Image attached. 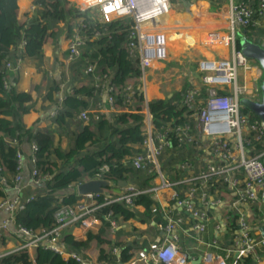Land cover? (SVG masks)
Masks as SVG:
<instances>
[{
    "label": "built area",
    "instance_id": "built-area-1",
    "mask_svg": "<svg viewBox=\"0 0 264 264\" xmlns=\"http://www.w3.org/2000/svg\"><path fill=\"white\" fill-rule=\"evenodd\" d=\"M66 1L70 7L76 8L99 24L114 20H129L131 23L128 28L127 47L129 55L139 61L138 78L141 86L136 88L128 81L122 89V95L129 106L134 104L136 90L143 95V141L138 146L135 145L136 151L126 159L135 169H148L152 177L148 187L144 189L127 182L118 191L105 189L104 194L73 193L74 202L60 204L55 212L53 227L36 232L14 224L16 211L24 208L21 198L15 196L13 199H3L0 202V211L6 216L0 219V233L7 232L16 236L21 242L18 250H37L41 247L64 260L73 259L80 264H92L83 254L75 253L65 246L62 232L78 227L86 233H96L105 222L108 224L109 237L114 239L124 221L121 217L115 218L111 210L102 217L97 211L114 203H122L132 209L135 196L148 194L156 204L151 211H160L163 216L164 222L158 223L157 227L165 236L162 240L156 239L146 248L138 249L127 263L120 261L119 247H113L115 264H194L195 259H189L187 253L182 251L178 232L182 231L203 243L201 240L212 222L213 212L221 214L219 223H215L213 229L222 234L224 231H231L230 244L223 251L220 240L214 238L207 242V246L215 252L203 254L198 264H229L228 260L231 258L233 264H243L245 257L250 258L251 264H264V232H254L248 220L252 208L264 203V150H254V144L249 138L253 136L255 140L263 143L264 123L256 117L252 118V114L245 111L239 103L241 99L260 102L261 92L260 98L256 100L258 94L252 92L247 79L251 69H257L259 73L262 70L258 63L246 59L235 47L237 35L243 31L253 42L264 43V0H210L227 4V26L225 32H209L203 44L210 49L215 46L227 48L228 57H219V48L213 50L216 57H203L196 62V69L189 73L191 87L182 93V104L186 108L183 121L178 122V118L177 122L176 119H171L161 126L156 125L149 113L144 94L151 64L165 59L166 54V37L158 36L159 33L153 30L152 25L156 23L155 19L168 13L171 0H76L77 3L71 4L72 0ZM174 1L179 3L181 0ZM36 7L31 6V11H35ZM82 19L83 17H79V23L72 30L67 42L69 62L80 57L87 39L80 32ZM250 27L257 33L248 30ZM101 34L96 32L93 37ZM19 62L20 58L15 63L6 58L5 67L9 71H15ZM96 71V66L92 64L84 71L92 76L93 84L103 90L102 102L97 105L94 119L102 116L105 103L109 110L114 109L113 93L117 91L106 76H99ZM65 88L64 95L58 99V105L51 112V117L62 111V102L71 90L70 86ZM77 119L87 123L88 111H81ZM173 141L178 148L188 147L194 154L189 159L178 162L173 171L167 173L162 169L160 156L165 150L172 149ZM10 142L17 144L16 140ZM29 146L28 161L32 166L33 189L40 183V175L36 163V145L31 143ZM23 158L22 151H19L16 155L18 172L14 176V184L19 194L25 187L21 175ZM107 169V166H102L101 172L92 179H106L104 173ZM2 170L0 165V171ZM177 170L184 171V176L175 181L170 174ZM3 181L4 179H0V183ZM214 182L225 184L228 196L220 197L217 188L215 192L209 191ZM78 185L73 184L71 189H77ZM181 185H186V188ZM162 198L173 201L172 206L167 203L159 206L157 202ZM59 202L61 203V198ZM186 225L189 234L184 232ZM217 250H222V253Z\"/></svg>",
    "mask_w": 264,
    "mask_h": 264
},
{
    "label": "trees",
    "instance_id": "trees-1",
    "mask_svg": "<svg viewBox=\"0 0 264 264\" xmlns=\"http://www.w3.org/2000/svg\"><path fill=\"white\" fill-rule=\"evenodd\" d=\"M38 8L28 22L18 20L17 0H0V188L12 182L17 174L16 155L22 151L26 143L36 145L35 155L40 175V183L28 191L23 190L20 195L24 208L18 210L14 216V224L24 227L33 232L41 229L48 230L54 225V214L60 204H72L75 200L73 193L61 195L71 190L73 184H80L100 173L102 166L108 169L104 173L107 180L113 182L107 191H118L117 183L126 181L140 188L148 187L152 175L148 169H135L126 159L132 155L143 141L141 126L143 120L142 105L143 95L138 90L134 94V104L127 105L124 102L123 87L130 77L140 75L139 61L129 55L128 28L129 20H114L109 23L99 24L90 17L82 14L76 8L68 6L66 0H35ZM83 17L80 23V32L87 39L82 48V54L76 60L70 62V68L75 75H85L88 79L92 76L85 74L89 64L96 66V74L106 76L105 78L117 88L113 93L115 102L109 116H99L94 119L97 105L102 102V89L95 86L93 82L73 88L62 102V111L53 117L58 129L67 121L75 122L79 130L72 134V143L66 150H62L53 143V130H35L26 128L22 122V115L30 109L32 97L29 93L19 92L15 87L14 78L5 67L8 58L12 63L20 57V53L28 57L40 59L44 43L48 39L55 38L60 30L65 28L69 18ZM169 26L167 21L164 25ZM177 24V23H176ZM179 24V23H178ZM248 30L257 33L254 28ZM96 32L102 33L94 38ZM189 36H178L183 38L185 44L189 43ZM22 41L24 42L22 44ZM81 73V74H80ZM63 82V81H62ZM59 84V83H58ZM47 92L49 101L54 102L53 92L58 88L57 84ZM181 91L173 92L165 99H154L148 102V110L157 126L178 118L182 122L186 108L182 104ZM81 96H87L90 101ZM204 96V94H202ZM93 109V110H92ZM87 110L89 120L84 125L77 124L78 114ZM246 111V110H245ZM191 113V112H190ZM252 118L255 116L252 115ZM82 122V121H81ZM177 122V119H176ZM254 144L253 149L260 151L261 142L249 137ZM16 140L17 144H12ZM172 149L165 150L160 156L162 169L169 173L173 167L184 159L194 154L188 147L178 148L172 142ZM193 147V146H192ZM184 176V171L177 170L170 174L172 180H179ZM186 185L181 187L186 188ZM217 188L218 195L222 198L228 196L226 185L214 182L210 187L211 192ZM25 191V192H24ZM0 197L7 199L6 195ZM32 197V199H27ZM61 198V203L59 202ZM134 208H129L122 203H114L97 211L102 217L109 210L115 218L121 217L127 221L135 216L141 215L143 221H156L163 223L160 211L153 213L152 206L156 205L148 194L135 196ZM137 208H142L141 213ZM123 223V222H122ZM62 241L71 251L82 254L90 241H96L99 248L98 261L105 264H115L116 257L112 254L113 247H119V259L127 263L132 259L133 250L138 242L118 241L119 235L111 239L108 234V224L103 223L96 233L87 232L85 240H76L69 230H65ZM118 234V232H117ZM103 246H107L104 249ZM193 256H199V251L190 252ZM0 264H80L73 259L64 260L61 256L53 254L41 247L37 248L35 258L29 256L27 249H20L13 253L0 257ZM244 264H251L249 257L244 258Z\"/></svg>",
    "mask_w": 264,
    "mask_h": 264
},
{
    "label": "crops",
    "instance_id": "crops-1",
    "mask_svg": "<svg viewBox=\"0 0 264 264\" xmlns=\"http://www.w3.org/2000/svg\"><path fill=\"white\" fill-rule=\"evenodd\" d=\"M77 1L72 0L70 4L74 2L77 3ZM179 4H181V10H177L179 15H175V18L173 17L172 21H170L171 19L168 20L170 22L169 27L172 26L176 29H179L180 31H187L188 35L190 36H202V34H208L214 30H221L222 32H225L227 26V4H218L215 1L210 0H181L179 3H177L178 6ZM33 5H36L35 0H17L18 20L20 22H28L29 19H31L35 12L31 11V6ZM183 8L185 10L184 12L182 11ZM78 20L79 17L69 18L68 23L66 24L67 26L61 29L59 34L55 35L57 37L48 39L44 43L42 57L40 59L25 56L23 55V52H21L19 57L20 62L17 69L15 71L9 72L12 78H14L13 80L15 82L17 91L29 93L32 97L30 109L22 115V122L24 123L25 127L34 128L35 130L41 131L48 129L53 130V143L58 145L62 150L68 149V147L71 145L72 134L79 130V127L75 122L72 123L67 121L66 124L64 122V126L59 128L60 130H57L58 127L54 123L53 117H51V112L58 105V99L64 95V91L66 90L65 87L70 86L72 90L75 87L87 85L92 82L91 79H88L85 75L76 76V73L70 68V62L67 61V42L72 34V30L77 27V24L79 23ZM182 39L183 38L176 37L175 48H170V46L166 47V45H168V41H166L165 59L156 60L151 64V67L147 72L146 90L144 94V97L148 102L154 99H165L173 92L181 91L184 88V91H186L191 87L189 73H193V71L196 69V62L203 57H216V54L213 51L209 53V56H206L201 52H196L194 49L188 50L190 47L189 44H185ZM203 41H201L202 44ZM220 49L222 53L218 54L219 57H228L227 48L221 47ZM259 74L260 73L257 69H251L248 78H256ZM128 81L136 88L141 86V81L138 77H130L127 79V82ZM53 84H57L58 88L53 92L52 97L54 102H51L46 95L47 92L54 86ZM81 98H84L86 101H90L87 96H81ZM103 107L104 112L102 116H109L111 113L107 103H105ZM80 123L83 125L85 124L80 120L79 122L77 121L78 125H80ZM29 145V143H26L22 146L24 158L22 160L21 175L23 185L25 186L23 190L25 191L30 190L32 186V166L28 161V155L30 152ZM260 149L264 150V142L261 144ZM0 190L2 195H6L8 197L7 199H13L16 195H20L13 182L12 184L9 183L5 186H2ZM71 193H78L77 189L73 188L69 191L61 193V195ZM166 195L168 197L169 192L166 193ZM163 197H165L164 194ZM3 199L4 198L0 197V202ZM166 200L168 201L166 202ZM157 203L159 206H163L165 203H167L171 207L173 201H170L169 198H162ZM252 209L253 210L251 211L248 220L253 231H259L260 233L262 231L264 232V203L257 204V206L253 207ZM137 210L139 213H141L142 208H137ZM217 214L215 212L212 214V222L209 224L205 234H203V240H201L203 243L193 238L191 235H185V233H182V231L178 232V235H180L179 240L182 251L187 253L189 259H195V261H198L199 263V258L203 254L206 252H215V250L208 247L206 244L214 238L220 240L223 251L224 248L230 244L231 231L227 230L222 234L219 232L216 233L213 229V225L215 223H219V218H221L220 212L218 214L219 216ZM5 216L6 214L0 211V219L4 218ZM158 223L159 222L151 220L147 223L143 221L141 215L139 218H132L124 221L121 224V228L117 231L118 234H116L117 236L119 235L118 241L129 243L138 242V244L142 245L133 250L134 255L138 249L148 247L149 244L156 239H163L165 235L157 227ZM187 227V225L184 226V232H188ZM70 232L76 240H85L86 238V232L78 227L70 229ZM189 233L190 232H188V234ZM20 244V240L12 233L1 232L0 256L17 251L19 247H21ZM103 247L104 249H107V246ZM222 250L217 251L222 253ZM192 251H199V256L191 255L190 252ZM28 253L32 259L35 258L36 250L28 249ZM82 254L92 264L105 263L104 261H98L99 248L96 241H90L86 249L82 251ZM228 263L233 264V259H229ZM238 264L242 263L240 262Z\"/></svg>",
    "mask_w": 264,
    "mask_h": 264
},
{
    "label": "water",
    "instance_id": "water-1",
    "mask_svg": "<svg viewBox=\"0 0 264 264\" xmlns=\"http://www.w3.org/2000/svg\"><path fill=\"white\" fill-rule=\"evenodd\" d=\"M235 47L246 59L254 60L258 63L264 74V43L259 44L253 42L247 37L246 32L243 31L237 35ZM239 103L247 112L264 123V77L261 82L260 102L241 99ZM126 183V181H119L117 185L118 187H123ZM112 185L113 182L107 179H89L77 186V192L81 195L88 193L104 194L105 189ZM194 264H198V261H195Z\"/></svg>",
    "mask_w": 264,
    "mask_h": 264
},
{
    "label": "rangeland",
    "instance_id": "rangeland-1",
    "mask_svg": "<svg viewBox=\"0 0 264 264\" xmlns=\"http://www.w3.org/2000/svg\"><path fill=\"white\" fill-rule=\"evenodd\" d=\"M180 7H181V4H179V6H178L176 1L171 0V8L168 12V15H166L169 18L168 20L171 19L170 21H172V18L173 17L175 18V15H179L177 10L180 11L181 10ZM182 11L183 12L185 11L184 8ZM163 17H161L160 19H162ZM176 19H177V17H176ZM156 23L158 24V22H156ZM153 30H156V32L159 33L158 36H165L166 38L167 37L170 38L171 36H189V38H186L189 40L188 44L190 47L188 50L194 49L196 52H201L206 56H209V53L212 52L213 50H217V49L221 48V46H215V47H213L214 49H210L209 47H206L204 44H202L201 41L205 40L206 37H204V36H207V34H202V36H190V35H188L187 31H180L179 29H176L172 26L169 27L168 24L163 25L162 23L160 25H158L157 28H154ZM175 32H177V33H175ZM164 33H166V34H164ZM167 46H170V48L171 47L175 48L176 47V38H174L172 41L170 40V42H168V45H166V47ZM220 50L221 49H219L217 51H219V53H222V51H220ZM225 52H227V51H225ZM225 56H227V55H225ZM263 77H264V74L262 71H260V74L256 78L255 77H249L247 79V83L250 86V88L252 89V92L255 94H258V96L255 97L256 100H258L260 98L259 95L261 92V82H262Z\"/></svg>",
    "mask_w": 264,
    "mask_h": 264
},
{
    "label": "bare ground",
    "instance_id": "bare-ground-1",
    "mask_svg": "<svg viewBox=\"0 0 264 264\" xmlns=\"http://www.w3.org/2000/svg\"><path fill=\"white\" fill-rule=\"evenodd\" d=\"M169 12V11H168ZM225 14V13H224ZM166 15H168V13L166 14ZM164 16L162 19H160V17H158L157 19H155L156 20V22L158 21V24L157 23H155V24H153L152 26H154V28H157L158 27V25H160L161 23L164 25L167 21H168V16ZM160 20V21H159ZM151 26V25H150ZM178 38V36H171L170 38H166V41H168V42H170V40L172 41L174 38ZM187 37H185V39H186ZM181 61V60H180Z\"/></svg>",
    "mask_w": 264,
    "mask_h": 264
},
{
    "label": "snow or ice",
    "instance_id": "snow-or-ice-1",
    "mask_svg": "<svg viewBox=\"0 0 264 264\" xmlns=\"http://www.w3.org/2000/svg\"><path fill=\"white\" fill-rule=\"evenodd\" d=\"M110 10V9H109Z\"/></svg>",
    "mask_w": 264,
    "mask_h": 264
}]
</instances>
